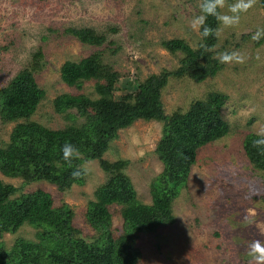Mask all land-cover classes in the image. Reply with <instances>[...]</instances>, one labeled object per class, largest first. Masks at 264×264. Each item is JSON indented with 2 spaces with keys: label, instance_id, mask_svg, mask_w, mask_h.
I'll use <instances>...</instances> for the list:
<instances>
[{
  "label": "rangeland",
  "instance_id": "374dc122",
  "mask_svg": "<svg viewBox=\"0 0 264 264\" xmlns=\"http://www.w3.org/2000/svg\"><path fill=\"white\" fill-rule=\"evenodd\" d=\"M200 2L0 0V89L29 67L40 49L43 67L36 78L46 91V98L31 119L51 129L81 124L85 119L78 116L76 108L59 113L54 102L64 94L97 98L95 82L86 81L82 87L69 86L61 77L64 63L78 62L99 52L103 64L120 74L116 85L118 97L123 94L120 87L127 81L137 83L151 74L180 67L182 52L169 51L162 41L183 39L198 47L203 37L190 28L189 22L201 14ZM222 11L227 13V8ZM240 17L238 26L223 29L215 50L217 56L238 50L249 57L246 63L224 64L216 76L201 83L172 76L163 90L167 114L187 110L193 101L204 99L208 92L227 94L222 114L232 131L199 150L188 182L173 203L176 222L143 237L139 264H250L248 245L256 239L264 241V235L256 227L259 224L264 229V171L250 164L243 148L244 134L264 126V42L257 45L251 39L258 28H264L261 0H256ZM69 27H90L105 35L107 42L102 46L84 44L66 34ZM14 125L0 118V144L9 141ZM163 126V121L138 120L121 129L104 153L109 161H130L126 173L137 197L147 204L153 199L151 183L164 168L156 154ZM83 168L85 184H75L67 191L47 181L26 184L23 179L5 176L1 171L0 179L17 187L19 193L39 188L49 191L55 205L66 203L74 210L75 224L90 238L96 231L86 221L85 214L107 175L99 160L86 161ZM111 211L113 228H121L124 222L121 207L113 206ZM19 239L37 241V230L24 225L16 233L0 236V245L10 250Z\"/></svg>",
  "mask_w": 264,
  "mask_h": 264
},
{
  "label": "trees",
  "instance_id": "16d2710c",
  "mask_svg": "<svg viewBox=\"0 0 264 264\" xmlns=\"http://www.w3.org/2000/svg\"><path fill=\"white\" fill-rule=\"evenodd\" d=\"M234 1V0H228ZM264 6V0H261ZM218 28L219 23L208 16L206 25ZM202 30V29H201ZM66 34L84 44L102 46L107 37L90 27H69ZM264 38L257 41V45ZM218 38L203 37L197 48L183 39L162 41L169 51L183 54L181 65L174 70L151 74L143 81H127L116 97L120 74L103 64L99 52L80 61H66L61 77L69 86L82 87L95 82L97 98L85 94H64L56 98L59 113L76 108L85 121L62 129H51L34 120L46 91L37 82L42 70V52L38 49L29 67L24 68L0 89V118L15 123L8 142L0 144V171L18 177L24 183L47 181L61 191L86 182L83 164L99 160L107 180L95 191L88 204L86 221L96 234L86 238L75 224V212L66 203L55 205L52 194L42 188L19 193V189L0 179V236L16 233L24 225L37 230L38 240L19 239L10 250L0 245V264H139L141 241L147 234L176 222L173 203L187 184L199 150L232 131L222 109L228 95L208 92L204 99L193 101L185 111L167 114L162 101L163 90L170 77H188L201 83L216 76L224 64L217 59ZM203 46L210 50L205 51ZM138 120L163 121V134L156 154L163 171L151 183L152 203L137 197L126 169L127 159L109 161L104 153L119 131ZM256 132L244 134L243 148L252 166L264 171V154L253 147ZM70 143L79 150L80 158L71 166L63 159L62 148ZM80 175L74 176V172ZM113 206L121 207L122 227L113 228Z\"/></svg>",
  "mask_w": 264,
  "mask_h": 264
},
{
  "label": "clouds",
  "instance_id": "9594fccd",
  "mask_svg": "<svg viewBox=\"0 0 264 264\" xmlns=\"http://www.w3.org/2000/svg\"><path fill=\"white\" fill-rule=\"evenodd\" d=\"M256 0H236L235 3L229 4L228 0H201L198 7L201 14L194 16L190 22V28L199 33L202 37L216 36L219 38L222 35L224 28L236 27L240 23V14L246 13L250 8L253 7ZM227 8V13L222 10ZM231 13V14H228ZM208 16H213L223 27L212 28L206 25V20ZM202 29V30H201ZM264 37V28H258L256 32L252 35L251 39L254 41H259ZM205 51L210 49L207 46H203ZM247 57L245 54H242L240 51L232 52H223L217 56V59L222 64H244L247 62ZM259 59V54L256 56ZM257 138L252 141L253 147L257 148L264 154V126L256 130ZM63 159L71 166L73 159H79L80 153L70 143H66L62 148ZM74 176L80 175V173L74 172ZM249 215H254L250 213ZM249 216H245V220H248ZM256 227L260 230V234L264 235V229L260 228V225L257 224ZM248 255L252 258L250 264H264V241L260 239L253 240L248 245Z\"/></svg>",
  "mask_w": 264,
  "mask_h": 264
}]
</instances>
